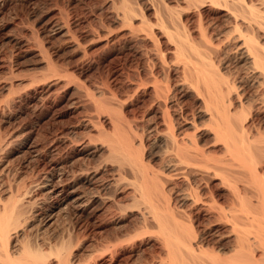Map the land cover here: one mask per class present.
Instances as JSON below:
<instances>
[{
  "label": "rangeland",
  "instance_id": "374dc122",
  "mask_svg": "<svg viewBox=\"0 0 264 264\" xmlns=\"http://www.w3.org/2000/svg\"><path fill=\"white\" fill-rule=\"evenodd\" d=\"M129 1L152 23L157 17L155 12H159L158 16L166 20L170 29L168 10L174 8L172 12L180 16L193 44L201 50L216 49L210 56L219 72L240 84L247 66L234 48L236 42L224 39L232 24L224 10L212 6L208 0H179L177 4L173 0ZM120 2L0 0V198L8 200L9 194H17L19 189L26 192L27 210L31 207L29 215L45 205L48 208L42 198L46 189L39 187L45 178L68 181L78 170L101 162L103 153L99 149L93 151V145L99 142L93 123L108 131L117 113L128 120L133 129L142 130L144 156L154 168L162 167L156 139L166 132L159 113L164 101L154 98V81L168 88L169 98L165 104L174 121H178L182 112L189 118L195 117V122L200 124L198 127L201 126L194 131L198 142L212 155L219 148L211 145L212 135L203 117H197L203 104L194 97L187 80L185 83L183 62L175 51L171 52L173 45L153 24L159 44L157 51L155 39L144 33L139 19L129 25L120 21L115 13ZM165 3L170 6L168 9ZM175 5H179L176 10ZM62 22L66 33L53 34L50 28ZM158 54H162L163 59ZM240 75L242 77H238ZM250 90L248 88L251 93ZM252 112L251 121L264 128V112ZM181 124L179 127L176 124L177 133L191 129ZM89 137L95 141L83 151ZM101 165L100 176L109 178L111 167ZM217 182L213 178L207 181L202 189L205 199L209 198L208 190H213L219 201H225V190ZM181 184L185 182L176 179L168 185L173 206H176L175 187ZM121 187L116 190L107 186L109 202L91 213H79L70 205L64 206L54 214L53 222L41 229L43 237L57 240L63 234L61 237L68 240L71 236V242H76L68 249L71 264H157L156 259L163 254L159 234L141 231L136 210L117 209L118 204L127 203L130 193L129 188ZM115 209L122 213L116 210V214ZM186 211L189 213L190 209ZM190 215L194 226L201 229L202 215L196 211ZM23 230L20 233L28 232ZM105 238L116 244V253H109L102 260L93 258L97 253L95 249L105 243ZM54 262L50 259V264Z\"/></svg>",
  "mask_w": 264,
  "mask_h": 264
},
{
  "label": "bare ground",
  "instance_id": "6f19581e",
  "mask_svg": "<svg viewBox=\"0 0 264 264\" xmlns=\"http://www.w3.org/2000/svg\"><path fill=\"white\" fill-rule=\"evenodd\" d=\"M173 1L177 4L179 0ZM208 1L231 18V31L224 39L236 42H233L234 48L247 66L240 84L219 72L210 56L213 47L207 51L193 44L195 42L189 38L180 16L172 12L174 8L168 10L172 29L166 26L163 17L158 16L159 12H155L157 17L152 23L129 0H121L117 11L114 9L117 16L114 15L127 25L139 19L144 33L152 39H155L154 24L173 45L171 52L175 51L183 62L185 83L187 80L194 97L203 104L197 117L205 120L212 135L211 145L219 147L214 151L215 155L198 142L194 131L201 126L198 127L200 124L195 122V117L189 118L182 112L178 121H174L165 104L169 90L154 81V98L164 101L159 113L166 132L156 139L162 167L156 169L150 164L143 154L142 130L133 129L120 113L114 115L108 131L93 123L99 141L93 145V151L99 149L103 153L101 162L78 170L71 180L48 177L38 184L46 189L41 197L48 208L45 205L29 215L31 207L27 210L26 192H20V189L17 194L10 193L8 200L0 198V264H50V259L55 264H71L68 249L76 243L71 242V236L68 240L63 234L57 240L46 239L41 229L50 225L54 214L66 205L76 208L79 213H87L106 204L110 199L105 192L107 186L116 190L121 186L129 188L127 203L118 204L117 209L122 212L136 210L141 231L159 234L163 254L156 259L157 264H264V128L251 121L252 111L264 112V0L255 3L251 0ZM164 5L167 9L170 7L167 3ZM50 29L55 35L66 33L63 22ZM154 41L159 51V44L156 39ZM97 110L98 107L96 114ZM180 123L185 128L189 126L191 131L177 133ZM93 141L95 139L89 137L83 151ZM101 164L111 167L107 179L100 176ZM212 178L217 179L225 190V201H219L213 190H208L209 198L203 197L202 189ZM176 179L185 185L175 187L176 206H173L168 185ZM187 208L191 213L196 211L202 215L201 229L194 226L195 221ZM23 229L28 232L20 233ZM104 240L105 243L95 249L97 253L93 258L102 260L105 255L116 253L113 240Z\"/></svg>",
  "mask_w": 264,
  "mask_h": 264
}]
</instances>
